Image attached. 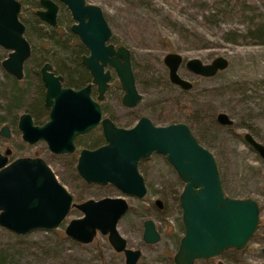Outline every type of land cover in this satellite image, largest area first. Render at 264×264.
Wrapping results in <instances>:
<instances>
[{
    "label": "water",
    "instance_id": "95a60500",
    "mask_svg": "<svg viewBox=\"0 0 264 264\" xmlns=\"http://www.w3.org/2000/svg\"><path fill=\"white\" fill-rule=\"evenodd\" d=\"M58 1L65 5L75 22L70 30L89 52L82 63L90 72L91 83L96 85L97 100L101 99L109 77L102 67L108 64L123 91L122 103L125 106L138 103L141 96L134 85L129 50L105 43L111 31L100 7L85 4L84 0ZM38 3L44 10L36 11V15L53 25L56 5L50 0H38ZM19 8L17 0H0V46L9 51L1 66L17 80L22 77V63L29 55L24 27L17 17ZM181 60L179 54L168 52L162 63L169 81L187 90L191 83L177 74ZM227 64L224 57L216 56L209 63L187 59L184 67L195 75L210 77ZM48 69V64L40 68L44 105L50 108L48 120L41 126L33 125L29 114L22 113L17 127L23 141L28 144L43 141L53 153H70L74 150L73 136L100 123L104 144L78 152L76 173L85 183L109 184L121 194L137 198L146 193L137 169L138 161L152 153L162 156L182 182L177 200L183 232L172 255L173 264H194L197 260L216 257L226 249H240L247 243L257 226V203L252 198L224 195L212 154L197 142L185 123L154 125L142 116L130 128H116L107 119L100 120L98 104L89 96V84L79 90L62 88L60 77ZM215 121L222 126L232 124L223 112L216 113ZM5 129L2 127L3 132ZM242 138L264 161V145L247 132ZM154 202L161 206L159 200ZM127 208L123 197L76 203L41 158L20 157L6 163L5 156L0 154V226L14 234L55 229L75 209L81 216L68 220L63 228L66 237L87 244L97 232L106 237L115 252H122L125 264H135L139 250L126 248L116 229ZM158 237L153 221L144 220V242L155 243ZM260 252L264 258V246Z\"/></svg>",
    "mask_w": 264,
    "mask_h": 264
},
{
    "label": "rangeland",
    "instance_id": "374dc122",
    "mask_svg": "<svg viewBox=\"0 0 264 264\" xmlns=\"http://www.w3.org/2000/svg\"><path fill=\"white\" fill-rule=\"evenodd\" d=\"M85 1L100 7L111 30L112 41L129 50L135 85L141 93L137 111L156 125L169 123L163 116L171 112V105L166 100L179 96L181 92L166 78L162 63L166 53L179 54L183 62L196 58L202 63H209L216 56L227 60V67L210 77L195 75L180 65L178 74L191 83V87L180 96L191 100L194 107L202 108L203 113L194 126L185 119H176L175 122L189 126L197 142L212 154L224 195L252 198L258 205L259 227L256 226L242 248L226 249L219 259L225 264H264L260 253V248L264 246V161L242 138L247 132L264 145V45L222 42L221 30L241 27L236 23L222 22L201 25L200 11L193 0H151L150 3L144 0ZM31 5L27 3L26 8ZM23 12L24 18H30L29 13ZM58 20L69 22L65 10L58 13ZM63 27L58 29L60 35L67 32V27ZM28 40L34 55L42 53L51 59L53 53L62 52L53 43H41L35 36L28 37ZM7 52L0 47V60ZM30 64L31 61H28L24 65V77L17 81L19 90L25 92V96L15 112L31 107L34 99L36 81L31 75ZM11 80L12 77L4 74L0 67V116H3V107L11 92ZM233 84H239L245 93L229 87L207 96L204 94L205 89ZM122 110L125 112V109ZM217 112L225 113L232 124L219 125L215 121ZM18 144L17 137L11 141H0L2 147L10 146L13 149V157H29L33 153L42 158L50 156L43 142ZM48 159L56 179L73 195L76 203L104 194H118L109 186L82 183L75 177L66 157ZM138 169L144 176L147 195L142 199L126 197L130 210L118 221V232L125 238L128 247L140 250L135 264H173L171 257L182 235L177 200L182 185L172 168L158 154L152 153L141 160ZM155 198L162 201L160 210L151 204ZM79 216L80 212L72 209L57 228L33 230L23 235L0 226V249L8 258L7 264H124L123 256L114 252L101 236L82 244L64 235L63 228L68 220ZM146 217L154 221L159 235L153 244H145L140 238V224ZM196 264H215V258L197 260Z\"/></svg>",
    "mask_w": 264,
    "mask_h": 264
},
{
    "label": "flooded vegetation",
    "instance_id": "af4514ba",
    "mask_svg": "<svg viewBox=\"0 0 264 264\" xmlns=\"http://www.w3.org/2000/svg\"><path fill=\"white\" fill-rule=\"evenodd\" d=\"M17 1L20 4V8H19V12H18L17 17H18V20L22 23V25L24 27L23 37L25 38V40L27 41V43L29 45V55H28L27 59H25L23 61V63H22V77H21V79L24 77V72H23L24 65L28 61H31L30 71H31L32 77L36 81V87L35 88L37 89V85H39V83H40V85L42 86L43 91H42V99H41L40 106L37 107L36 105L30 104L31 105L30 111H27L26 108H24V110L21 111V112H15L14 110H16L17 107L16 108H10V109H5L3 107V111H2L3 116H0V141H4V142L11 141V140H14V138L17 137L18 140H19V144H21V145L22 144H28V143H26L25 141H23L21 139V133H20L18 127H17L19 116L22 113L29 114L33 125L41 126L45 122H47L48 117H49L50 108L46 107L44 105V91L45 90H44V86H43L41 78H40V68L44 64H48L49 65L48 71H50L54 76H59L60 77L59 83H60V86L62 88H70L72 90H79V89H81V88H83V87H85L86 85L89 84V96H90L91 99L96 101L97 104H98L99 111H100V120L107 119L116 128H130L131 126H133L136 123V121L140 117L144 116V117L148 118L146 115L140 114L137 111V105H138V103L140 101L138 103H136L135 105H133V106H125L122 103L123 91H122V89L120 87L118 78L116 77V75H115L113 69L111 68V66H109L108 64L104 65L102 67V71L103 72L107 71L109 77H108V80L106 81V86H105V89H104V91L102 93L101 99L97 100L96 85L91 83L90 72L86 68V66L82 63V58L88 56L89 52H88L87 48L80 42L78 36L74 32H72L70 30V27L75 22L71 19L69 11L67 10V8L65 7L64 4H62L58 0H50L52 3H54L56 5L55 23L53 25H51V24L41 20L36 15V11L44 10V8L39 5L38 0H17ZM84 2H85V4H87V2L85 0H84ZM27 3L32 4V5L30 7L27 6V8H26V4ZM61 10H65L66 11V13L69 16V22L68 21L64 22V21H59L58 20V13ZM23 11L26 14L29 13L30 14V18H24L22 16V12ZM33 18L37 19V21L34 20ZM27 26L28 27L30 26L32 29H35V32L37 33L39 38H41V39H39L41 43H42V41H46L48 43H50V42L51 43L52 42H56V43L57 42L58 43L64 42L63 44L66 46L67 51L63 52V53H53L52 54L53 58H51V59L46 58V56L43 55L42 53H37V54L34 55L33 52H32L30 43H29L30 41L28 40L29 36L27 35V31H26L27 30L26 29ZM63 26L67 27V32H65V34H63V35H60L58 29L60 27L64 28ZM105 43L106 44L107 43L112 44L114 48L119 46V44H116V43H114L112 41L111 35H110V38L108 39V41H106ZM41 48L44 49L42 47V45H41ZM8 52H7V54H8ZM7 54H6V56H7ZM4 58H2L0 60V67L3 70L4 74L9 75L10 77H12L10 74L5 72V70L1 66V61ZM184 62H183V60H181L180 64L178 65V68L180 67V65L184 66ZM129 63H130L131 71H132V65L133 64H132V61H131L130 53H129ZM178 68H177V74H178ZM165 69H166V67H165ZM132 76H133V81H134V85H135L136 84V79H135V76L133 74V71H132ZM178 76L180 78H182L179 74H178ZM12 78L14 80H16V81H20L21 80V79L17 80L14 77H12ZM166 78H167L168 82L171 83L169 81V79H168L167 69H166ZM182 79H184V78H182ZM175 86H177V85H175ZM135 88H136V85H135ZM178 88H180V87H178ZM136 90H137V88H136ZM181 90L182 91H186V90H183V89H181ZM137 92L141 96V93L138 90H137ZM140 100H141V98H140ZM122 109H125V112ZM148 120L152 124H154L149 118H148ZM154 125H156V124H154ZM4 126L6 127L5 132L2 131V127H4ZM37 142H43V141H37ZM72 144L74 146V150L72 152H70V153H53V152H51V151H49L47 149V147H46V145L44 143V145L46 147V150L50 154V156H45L44 158H42V157H39V155L37 153H33V155L29 156V157H39V158H41L48 165V167L51 169V171L53 173H54V171L52 170V167L49 164L48 157L49 158H54V156L66 157L69 165H71V168H72V170H73V172L75 174V177L79 178L82 181V183L88 184V185H94V186H98V187L109 186V187L114 188L113 186H111L109 184L100 186V185H96V184H92V183H85L77 175L76 170H75L76 158H77L78 152L81 149H94V148L99 147L100 145L104 144V139H103V136H102V133H101L100 123H98L97 125H95L94 127L88 129L87 131H85L83 133H78V134L74 135L73 138H72ZM29 145H32V144H29ZM6 150H8L9 152L5 153ZM0 154L5 156L6 163H9V162H11L12 160H14L16 158L27 157V156H18V157L16 156V157H13V149L10 146L2 147L0 145ZM143 159H145V158H143ZM143 159H140L138 161L137 169H138L139 162L141 160H143ZM138 172L140 173V175L143 178L145 189H146V193H145V195L143 197L137 198V197H134V196H125V195L121 194L116 188H114L118 192L117 195L109 196V195L104 194L101 197L96 198V199H92V200H97V199H100V198H103V197H123L125 200H126V197H130V198H134V199H142V198H144L147 195V185L145 183L144 176L139 171V169H138ZM54 175H55V173H54ZM55 177H56V175H55ZM180 183L182 185L181 181H180ZM72 197H73V195H72ZM85 200H87V199H85ZM155 200H159L160 201V204H161L160 207H157V205L154 202ZM73 201H74V197H73ZM79 202H81V201H79ZM127 204H128V208H127L126 212L128 210H130V204L128 202H127ZM151 204L153 206H155L159 210L162 208V201L159 198L153 199ZM146 219L152 220L151 218L146 217L145 219H143L141 221V224H140V227H141L140 238H141V241L143 243L149 244V243L144 242V240L142 239V222L144 220H146ZM153 223H154V221H153ZM180 223H181V221H180ZM117 224H118V222H117ZM154 226H155V223H154ZM116 229H117V225H116ZM155 229H156V226H155ZM117 231H118V229H117ZM182 232H183V230H182ZM97 236H101V237L105 238V240H106L105 236H103V235H101V234H99L97 232H96L93 240H95L97 238ZM120 236H122V235L120 234ZM122 238H124V237H122ZM124 240H125V238H124ZM106 242H107V240H106ZM107 244H108V242H107ZM151 244H153V243H151ZM177 244H178V241H177ZM125 245H126V248L131 249L130 247L127 246V241L126 240H125ZM108 246H109V244H108ZM132 250H135V249H132ZM224 251H222L218 256L212 257V258H215V264H217L218 261H221L223 264H225L222 260L219 259V256ZM139 252H140V250H139ZM116 253H120L123 256L122 252H116ZM139 257H140V255H139ZM171 259H172V257H171ZM196 262L197 261H194V264H196ZM123 263L125 264L124 257H123Z\"/></svg>",
    "mask_w": 264,
    "mask_h": 264
},
{
    "label": "trees",
    "instance_id": "16d2710c",
    "mask_svg": "<svg viewBox=\"0 0 264 264\" xmlns=\"http://www.w3.org/2000/svg\"><path fill=\"white\" fill-rule=\"evenodd\" d=\"M140 2L142 0H139ZM146 3H150L151 0H144ZM196 7L200 11V24L204 26L217 25L218 23H236L241 28H229L221 30L220 40L224 43L231 45H264V0H193ZM34 19V18H33ZM37 21V19H34ZM27 35L29 37L35 36L38 39L39 36L30 26L26 27ZM194 38H192L193 40ZM52 41V40H51ZM56 48L62 52H66L67 48L62 43L52 42ZM12 88L9 96L6 98L4 104L5 109L19 107V104L25 96V92L19 90L18 82L12 78ZM18 86V87H17ZM234 91L238 90L245 93L239 88V84L228 85V87H213L204 90L205 96L209 93L218 92L221 89H229ZM42 86L37 85V89L34 94V99L31 104L40 106L42 99ZM185 91L180 92L183 96ZM173 96L166 100L171 105V112L163 114L167 122L174 123L176 119H185L192 126L196 124V121L201 118L203 113L202 108H196L193 106L191 100L187 101L181 96ZM199 106V104L195 103ZM209 109V108H208ZM30 111V107L26 108ZM210 110V109H209ZM212 110V109H211ZM162 116V117H163ZM168 123V124H169ZM189 127V126H188ZM190 129V127H189ZM259 227V224L257 225ZM8 258L5 255L3 249H0V264H7Z\"/></svg>",
    "mask_w": 264,
    "mask_h": 264
}]
</instances>
